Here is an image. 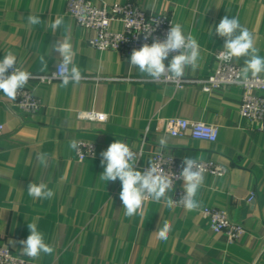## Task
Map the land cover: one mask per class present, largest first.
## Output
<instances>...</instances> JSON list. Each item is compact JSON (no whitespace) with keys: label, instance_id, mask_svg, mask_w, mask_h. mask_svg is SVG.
Wrapping results in <instances>:
<instances>
[{"label":"crops","instance_id":"1","mask_svg":"<svg viewBox=\"0 0 264 264\" xmlns=\"http://www.w3.org/2000/svg\"><path fill=\"white\" fill-rule=\"evenodd\" d=\"M90 1L97 7L131 2L147 13L167 14L196 37L202 59L195 71L188 68L181 78L192 83L155 82L130 67V59L119 52L91 46L93 32L75 24L66 13V0H0V59L11 51L18 67L32 75L46 74L60 60L50 49L67 37L83 75L78 84L66 87L60 80L30 83L42 105L32 115L20 112L14 100L0 92V246L24 255L19 241L27 239V223L34 221L55 251L41 253L32 264H264V133L240 117V88L205 93L198 82L216 68L215 54L223 51L225 39L214 28L224 16L239 17L264 57V0ZM30 13L43 22L29 25ZM61 16L64 23L52 33L47 25ZM111 27L119 30L120 24ZM42 55L48 61L44 71ZM245 59L234 62L241 68ZM90 110L106 114L107 120L77 118V112ZM171 118L216 126L217 140H195L189 130L181 138L171 137L166 131ZM161 137L168 138L167 148L159 146ZM117 138L142 152L135 165L141 172L161 151L178 160H210L224 167L225 174L204 173L196 197L201 206L195 211L149 199L143 216L129 218L119 197V179H99L104 170L100 154ZM73 139L95 144V154L78 162L69 148ZM42 152L48 154L47 167L37 159ZM32 182L46 183L55 195L33 199L27 193ZM183 184L178 187L183 189ZM251 193L254 199L249 202ZM204 207L225 211L245 234L230 243L223 232H212L201 213ZM165 221L171 230L167 241H161L154 232Z\"/></svg>","mask_w":264,"mask_h":264},{"label":"clouds","instance_id":"2","mask_svg":"<svg viewBox=\"0 0 264 264\" xmlns=\"http://www.w3.org/2000/svg\"><path fill=\"white\" fill-rule=\"evenodd\" d=\"M27 19L29 25H39L43 22L40 16L31 13ZM63 23L64 18L61 16L47 26L52 30V33H55ZM214 31L225 39L223 51L217 55L218 60L230 64L234 60L239 61L241 57L247 58L239 70L241 83L258 78L264 73V57L259 55V49L255 47L253 33L241 25L239 17L224 16L215 26ZM52 50L57 52L60 57L57 71L52 74V77L59 79L62 87H66L70 83L78 84L83 75L81 69L74 63L77 53L73 49L70 39L66 37L63 41H57L50 49V51ZM172 53L177 54L172 55L166 67L165 60ZM39 59L42 65L41 70L48 69V61L45 56L42 55ZM201 59V49L196 37L191 32L186 34L182 24L171 23L166 39L163 41L154 40L151 45L144 43L138 50L132 51L129 66L138 69L139 73L152 81H160L162 78L178 81L184 77L186 69L191 68L192 71H195L199 67ZM10 69L12 72L9 75ZM31 75L29 71L17 66V57L13 52H7L0 59V92H3L10 100H15L18 91L27 85ZM158 143L161 148H167L168 138L161 137ZM69 148L79 152V142L75 139L69 141ZM100 155V163L104 170L99 175V179L106 182H115L119 179L122 185L119 197L126 217L131 218L137 214L143 216L145 202L149 199L157 203L163 200L168 208L179 204L188 212L200 208L201 204L196 197L205 177L201 164L195 158L184 157L180 173L178 176L173 174L170 178L167 174L161 173L159 165L153 161H149V166L143 172L136 170L138 154L123 139H115ZM37 159L41 165L47 167V153H39ZM173 179L184 181V195L179 201L167 195L173 191ZM27 193L33 199L45 200L51 199L55 195V192L44 182L30 183ZM27 227L30 235L26 240L19 241L23 246L22 254L32 259H38L41 253L52 255L55 247L45 242L44 234L38 230L36 222L27 223ZM170 230V221H165L162 227L154 233L159 240L167 241Z\"/></svg>","mask_w":264,"mask_h":264},{"label":"built area","instance_id":"3","mask_svg":"<svg viewBox=\"0 0 264 264\" xmlns=\"http://www.w3.org/2000/svg\"><path fill=\"white\" fill-rule=\"evenodd\" d=\"M66 13L73 18L78 27L93 32L94 35L89 40V44L96 50L119 52L124 58L128 59H130L132 51L134 49L138 50L144 43L151 45L154 40L163 41L166 39L171 23L174 24L172 18L167 14L147 13L131 2L113 3L97 7L90 0H66ZM112 23H119L120 29L114 30L111 27ZM148 33H151V35H148ZM146 36L147 39H145ZM219 52L215 54L216 68L206 78L198 81L202 85L203 92L209 93L212 90L231 86L240 88V117L253 124L256 130L264 133V78L258 77L241 83L239 80L240 67L234 61L229 64L218 60L217 55ZM175 54L177 53L170 54L168 59L171 60L172 55ZM56 71L57 66L49 73L31 75L27 85L18 91L14 100L15 106L20 112L32 115L41 110L42 105L33 95L29 85L32 82L46 85L54 80H59L52 77V74ZM11 72L12 69L9 70L8 74L10 75ZM155 82H171L179 86L181 83H192L193 81L182 79L169 81L162 78L160 81ZM77 118L91 122H105L107 120L106 114L92 110L77 112ZM166 125L167 134L174 138L183 137L189 130L190 136L195 140L211 143L217 140L218 129L210 124L171 118ZM1 130L2 126H0ZM78 142L80 150L79 152L74 151L78 162H83L95 154V144L82 140ZM134 152L138 154L139 161L142 152L140 150ZM151 161L157 163L161 173L167 174L170 178L173 174L178 176L183 166V160H178L172 155L161 151L155 152ZM198 162L201 164L204 173L216 177H222L225 174L224 167L210 160ZM181 182L184 181L173 179V191L171 192L172 198L176 201H179L184 195V189L178 187ZM253 199L254 194L251 193L248 201L250 202ZM175 206L182 207L179 204ZM201 213L209 220L211 231L214 233L223 232L230 243L237 241L245 234V229L241 225L231 222L225 211L204 207ZM0 264H32V258L26 255L14 254L7 246H0Z\"/></svg>","mask_w":264,"mask_h":264}]
</instances>
